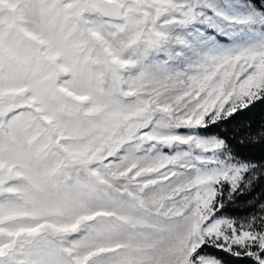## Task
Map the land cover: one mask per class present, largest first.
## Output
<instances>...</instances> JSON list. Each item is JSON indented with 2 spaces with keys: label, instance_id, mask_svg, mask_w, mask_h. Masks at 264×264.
<instances>
[{
  "label": "snow or ice",
  "instance_id": "6c2138e0",
  "mask_svg": "<svg viewBox=\"0 0 264 264\" xmlns=\"http://www.w3.org/2000/svg\"><path fill=\"white\" fill-rule=\"evenodd\" d=\"M257 102L264 0H0V264H264Z\"/></svg>",
  "mask_w": 264,
  "mask_h": 264
},
{
  "label": "trees",
  "instance_id": "16d2710c",
  "mask_svg": "<svg viewBox=\"0 0 264 264\" xmlns=\"http://www.w3.org/2000/svg\"><path fill=\"white\" fill-rule=\"evenodd\" d=\"M241 121L246 126V128H250V131H245L240 133L237 137V140H243L244 142H248L249 137L251 136L253 139H256L255 133H257L262 125H264V103L257 102L249 111H247L241 118ZM251 153L257 158L259 161L261 158H264V151L261 149V145L257 142L256 147L251 150ZM257 194L259 197L264 196V188H257L254 193L249 197L250 199ZM253 199V198H252ZM236 214L243 215L244 209L237 208ZM222 258L224 264H241L236 257H230L228 254H223Z\"/></svg>",
  "mask_w": 264,
  "mask_h": 264
},
{
  "label": "rangeland",
  "instance_id": "374dc122",
  "mask_svg": "<svg viewBox=\"0 0 264 264\" xmlns=\"http://www.w3.org/2000/svg\"><path fill=\"white\" fill-rule=\"evenodd\" d=\"M252 198H253V200H255V199H257V198H264V196H263V197H259V196H257V194H255ZM252 198H251V199H252Z\"/></svg>",
  "mask_w": 264,
  "mask_h": 264
}]
</instances>
